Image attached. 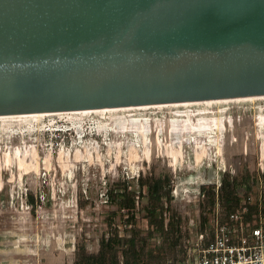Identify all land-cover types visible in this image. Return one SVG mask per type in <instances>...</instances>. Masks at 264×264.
I'll use <instances>...</instances> for the list:
<instances>
[{
	"label": "rangeland",
	"instance_id": "obj_1",
	"mask_svg": "<svg viewBox=\"0 0 264 264\" xmlns=\"http://www.w3.org/2000/svg\"><path fill=\"white\" fill-rule=\"evenodd\" d=\"M260 115L264 116V98L131 108L71 115L54 122L48 117L39 122L28 118L1 125L0 264H74L79 246L97 253L100 240L115 232L123 248L133 230L147 240L148 264H194L198 236L204 234L203 246L219 210L215 204L203 223L202 213L210 206L201 190L213 186L217 191L228 175L249 186L248 191L244 186L237 189L236 210L245 207L250 225L264 231ZM212 119H221L222 128L210 124ZM141 133L147 137L149 158ZM170 146L180 150L176 163L168 155ZM201 147L206 154L196 161ZM16 148L26 153L27 163L37 160L38 173L32 169L23 173L13 157ZM6 152L12 156L10 164L3 157ZM147 175L170 178L171 193L163 199L162 218L166 225L172 213L179 217L180 240L175 246L174 238L165 241L152 232L142 209L146 198L138 200L133 219L127 210L107 202V192L125 183L129 190H138L137 180ZM31 199L33 203L28 202ZM251 207H256L252 213ZM156 217L160 218L159 211Z\"/></svg>",
	"mask_w": 264,
	"mask_h": 264
},
{
	"label": "water",
	"instance_id": "obj_2",
	"mask_svg": "<svg viewBox=\"0 0 264 264\" xmlns=\"http://www.w3.org/2000/svg\"><path fill=\"white\" fill-rule=\"evenodd\" d=\"M264 97V0H0V116Z\"/></svg>",
	"mask_w": 264,
	"mask_h": 264
},
{
	"label": "trees",
	"instance_id": "obj_3",
	"mask_svg": "<svg viewBox=\"0 0 264 264\" xmlns=\"http://www.w3.org/2000/svg\"><path fill=\"white\" fill-rule=\"evenodd\" d=\"M264 182V175H262ZM138 190L128 189L127 184L122 185V188L118 190H110L106 194L107 202L116 206L119 210H127L130 212V217L133 219L136 204L138 200L144 197L146 198V204L142 206L145 211V217L152 232H157L164 237V240H172V245H177L180 240V228L179 217L172 213L168 219L167 224H164L162 214L166 209L163 205V199L170 198L171 193V181L169 176H154L147 175L140 177L137 180ZM244 186L245 190H249V186L244 181L238 182L236 178L226 176L217 191L213 186L202 188V193L206 199V206H210V210L206 213H202V221L206 222L208 213L211 209L218 204V221L224 223L228 219V216L236 211L240 204V198L237 194V189ZM145 188L146 192L143 195L142 189ZM137 197V199H136ZM29 203H33V200H28ZM256 210V207H251L250 212ZM261 210L264 212V191L262 195ZM159 211L160 218L157 219V213ZM250 213V214H251ZM246 219H249L247 214ZM123 248H119L122 244L121 238L117 237V233H110L108 238H102L99 242V249L97 253H88L82 246L77 248L75 253L74 264H148L146 245L147 240L139 237V231L133 230L129 239L124 240ZM173 246V247H174ZM119 255L122 257V261L119 259Z\"/></svg>",
	"mask_w": 264,
	"mask_h": 264
},
{
	"label": "built area",
	"instance_id": "obj_4",
	"mask_svg": "<svg viewBox=\"0 0 264 264\" xmlns=\"http://www.w3.org/2000/svg\"><path fill=\"white\" fill-rule=\"evenodd\" d=\"M246 215L243 207L231 213L224 223L215 216L203 246L205 236H198L194 264H264V231L251 226Z\"/></svg>",
	"mask_w": 264,
	"mask_h": 264
},
{
	"label": "bare ground",
	"instance_id": "obj_5",
	"mask_svg": "<svg viewBox=\"0 0 264 264\" xmlns=\"http://www.w3.org/2000/svg\"><path fill=\"white\" fill-rule=\"evenodd\" d=\"M260 98H264V97H257V98L251 97V98H243V99H235V100H207V101H195V102H185V103H177V104L145 105V106H138V107H131V108L134 110H145V109H149V108H162V107H169V106L179 107V106H192V105H200V104L210 105V104L228 103V102H232V101L255 100V99H260ZM131 108H123V109L118 108V109H109V110L108 109H101V110L79 111V112L35 113V114H28V115L0 116V126L1 125L8 126L14 122L19 123V122L24 121L25 119H28V118L32 119L33 121L39 122L42 118L48 117V118H51L52 122H54L56 119L68 118L71 115H84V114H89V113L101 114V113H105V112L131 110ZM258 119H259L258 124L264 127V116L260 115V117ZM210 124H213L217 129L222 128V126H223L221 119H212V120H210ZM125 131H128V130L126 129ZM141 134H142V144L144 146V154H145L146 158H149L150 148L147 146V137L144 133H141ZM205 149L206 148L201 147L200 152L195 154V160L196 161H199L201 159V157H203L206 154ZM167 151H168V155H170L172 157L173 163H176L177 162V156L180 155V150L174 149L170 146V150H167ZM35 152L33 151V153H32L33 158H36ZM76 152H79V151H76ZM79 154L76 153V155H75L76 159H80L81 156ZM261 154L264 157V140L262 142ZM3 157H5L4 160L7 164L11 163L12 156L10 155V153H8V152L4 153ZM13 157L15 159H17V163H18L17 166L23 170V173H29L30 169L34 170L35 173H38L37 160L35 159L36 163H33V162L27 163V161L25 160L26 153L21 154L19 148L15 149V151L13 152ZM62 167L65 168L66 164L63 163Z\"/></svg>",
	"mask_w": 264,
	"mask_h": 264
},
{
	"label": "crops",
	"instance_id": "obj_6",
	"mask_svg": "<svg viewBox=\"0 0 264 264\" xmlns=\"http://www.w3.org/2000/svg\"><path fill=\"white\" fill-rule=\"evenodd\" d=\"M29 264V263H28Z\"/></svg>",
	"mask_w": 264,
	"mask_h": 264
}]
</instances>
